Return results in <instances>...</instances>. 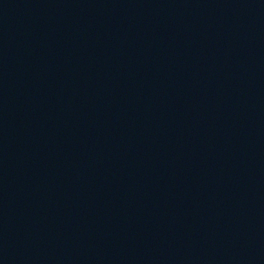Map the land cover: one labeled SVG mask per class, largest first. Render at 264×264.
I'll list each match as a JSON object with an SVG mask.
<instances>
[{
    "label": "water",
    "instance_id": "water-1",
    "mask_svg": "<svg viewBox=\"0 0 264 264\" xmlns=\"http://www.w3.org/2000/svg\"><path fill=\"white\" fill-rule=\"evenodd\" d=\"M0 264H264V0H0Z\"/></svg>",
    "mask_w": 264,
    "mask_h": 264
}]
</instances>
